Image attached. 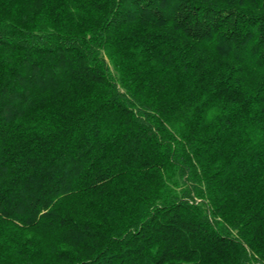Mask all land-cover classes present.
<instances>
[{
  "label": "trees",
  "instance_id": "16d2710c",
  "mask_svg": "<svg viewBox=\"0 0 264 264\" xmlns=\"http://www.w3.org/2000/svg\"><path fill=\"white\" fill-rule=\"evenodd\" d=\"M0 264H264V0H0Z\"/></svg>",
  "mask_w": 264,
  "mask_h": 264
}]
</instances>
